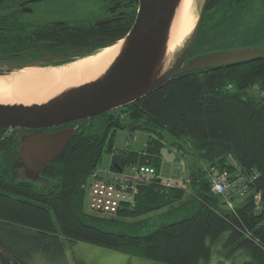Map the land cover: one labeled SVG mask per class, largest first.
Listing matches in <instances>:
<instances>
[{"label":"trees","instance_id":"1","mask_svg":"<svg viewBox=\"0 0 264 264\" xmlns=\"http://www.w3.org/2000/svg\"><path fill=\"white\" fill-rule=\"evenodd\" d=\"M25 2L0 0V54L9 55L0 60L11 68L62 64L101 49L127 33L138 8V0H106L112 17L99 24L34 22L15 15ZM246 45L264 46V0H205L190 56ZM139 126L148 132L142 148L116 145L117 128ZM165 132L178 139V151L188 150L203 164L192 167L179 185H166L156 175L141 178L134 207L117 214L190 204L192 211L145 234L115 228L117 218L89 211L86 185L105 156H111L114 170L115 163L125 169L149 162L158 172ZM13 133L0 126V264H32L38 251L56 256L66 240L166 264H203L213 244L222 241L227 255L238 248L250 254L243 264H264V54L178 73L126 106L85 119L39 180L2 170L6 157L21 164ZM211 166L247 177L249 189L233 198L240 200L233 209L211 190Z\"/></svg>","mask_w":264,"mask_h":264},{"label":"water","instance_id":"2","mask_svg":"<svg viewBox=\"0 0 264 264\" xmlns=\"http://www.w3.org/2000/svg\"><path fill=\"white\" fill-rule=\"evenodd\" d=\"M204 1L193 29L170 55L174 56V60L169 65H166L164 59L171 24L180 0H138L134 22L122 37L120 51L100 76L71 87L44 103L0 102V126L43 127L78 117L89 118L140 99L178 73L240 63L264 54V46L246 45L190 56ZM109 19L98 20L95 24ZM27 66L30 65L4 69L0 67V74ZM73 133L74 128L69 127L55 132H36L25 137L19 146L18 155L25 176L31 180L38 179L45 164L59 156ZM114 165L121 170L119 164Z\"/></svg>","mask_w":264,"mask_h":264},{"label":"rangeland","instance_id":"3","mask_svg":"<svg viewBox=\"0 0 264 264\" xmlns=\"http://www.w3.org/2000/svg\"><path fill=\"white\" fill-rule=\"evenodd\" d=\"M202 2L203 0L201 1L199 8ZM32 4L34 6L32 17H29L26 14L25 16L31 18L35 22H47L52 20L81 22L89 20L95 23L98 20L112 17L107 8L106 0H37L32 2ZM173 58L174 56L169 59L166 65H169L174 60ZM135 135L136 139H133V136ZM165 136V144L162 146L161 153L163 165L166 164L169 171L172 170L173 166L178 165L181 167L180 170L182 174L187 176V170L189 169L186 168H190L191 163L194 164L192 165L193 167L198 164H203L188 150L184 153L178 151L176 143L178 139L176 137L172 136L168 132H165ZM147 137L148 132L140 126L134 130L129 129L128 127L117 128L115 143L117 146L125 147L131 145L132 147L139 149L142 148L144 142L147 140ZM2 170L10 177L19 176L18 174H21L22 176L25 175L20 162L9 157H6ZM239 201L240 200L236 199L235 203ZM176 205L177 203L174 204V206ZM192 206L194 208V205L191 204L177 208L166 206L161 209L136 216L117 213L104 215L117 218L118 225L115 226V228L120 230L124 229L133 233L145 234L161 223L173 221L187 215L190 211H192L193 208L190 210ZM126 222L134 223L129 227ZM213 249L214 254H221L225 252V245H223L222 241L216 242L213 244ZM30 262L32 264H166L160 261H153L87 242L67 240L65 241V247L61 254L49 256L42 251H38L33 254Z\"/></svg>","mask_w":264,"mask_h":264},{"label":"bare ground","instance_id":"4","mask_svg":"<svg viewBox=\"0 0 264 264\" xmlns=\"http://www.w3.org/2000/svg\"><path fill=\"white\" fill-rule=\"evenodd\" d=\"M202 0H180L176 9L167 43L164 61L182 44L193 29ZM122 38L62 64L27 66L0 74L1 103H44L71 87L94 80L113 62L119 53Z\"/></svg>","mask_w":264,"mask_h":264},{"label":"built area","instance_id":"5","mask_svg":"<svg viewBox=\"0 0 264 264\" xmlns=\"http://www.w3.org/2000/svg\"><path fill=\"white\" fill-rule=\"evenodd\" d=\"M136 139V135L133 136ZM130 142V141H129ZM111 156L105 159L94 169L86 185L87 209L102 213L114 214L122 209H131L136 201L138 184L141 178L156 175L161 181L170 186L179 185L187 177L182 174L178 165L172 170L162 165L160 171L149 162L131 164L125 169L116 170L110 166ZM211 190L222 195L225 206L233 209L236 205L233 198H243L249 189L247 177L232 176L227 168L211 166L208 170ZM260 195H257L259 199Z\"/></svg>","mask_w":264,"mask_h":264},{"label":"flooded vegetation","instance_id":"6","mask_svg":"<svg viewBox=\"0 0 264 264\" xmlns=\"http://www.w3.org/2000/svg\"><path fill=\"white\" fill-rule=\"evenodd\" d=\"M32 2H34V0L33 1L32 0H26L25 4L17 7L15 15L17 17H19L21 21L32 20L31 18H28L27 16H25V14H26L29 17L30 16L32 17L33 12H34V6H33ZM28 7H30L31 9L25 10V8H28ZM0 56H9V55H8V53H2V54H0ZM15 56H19V54H15ZM49 56H51V55H49ZM54 56H63V55L58 54V55H54ZM8 64L9 63L7 62L6 59L0 60V67L2 69L11 68L10 66H8ZM113 110H116V109H113ZM85 119H87V118L78 117V118L69 119L67 121L57 123L56 125H52V126H43V127L15 126V127H10V128L14 132L13 134H14L15 138L17 139L18 148H19L21 141L25 137H27L28 135H31V134L36 133V132H47V133L48 132H55V131H59V130L69 128V127L74 128V131H75L77 128H80L81 126H83V124L85 123ZM21 165H22V170H23V163L22 162H21ZM39 179H40V177H38V179H36V180H39Z\"/></svg>","mask_w":264,"mask_h":264},{"label":"crops","instance_id":"7","mask_svg":"<svg viewBox=\"0 0 264 264\" xmlns=\"http://www.w3.org/2000/svg\"><path fill=\"white\" fill-rule=\"evenodd\" d=\"M190 165L191 167H193L192 165L194 164L191 163ZM191 167L186 168L189 169L187 170V172L190 171ZM249 259H250V254L247 251H245V249L238 248L229 255H226L225 252L221 254L220 253L214 254L213 252L211 257L203 264H243Z\"/></svg>","mask_w":264,"mask_h":264}]
</instances>
